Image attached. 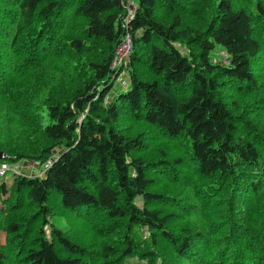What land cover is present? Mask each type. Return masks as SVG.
Here are the masks:
<instances>
[{
  "label": "trees",
  "instance_id": "16d2710c",
  "mask_svg": "<svg viewBox=\"0 0 264 264\" xmlns=\"http://www.w3.org/2000/svg\"><path fill=\"white\" fill-rule=\"evenodd\" d=\"M132 1L134 13L126 19L127 0H0V150L6 154L0 163L35 160L44 171L16 173L8 184L5 172L0 175L1 191L14 197L10 210L24 198L36 209L31 220L40 219L36 228V221L22 229L18 219L0 222V264H122L134 256L146 264H264V125L254 129L244 120L245 106L242 115L232 107H240L232 99L237 95L264 109L258 66L264 0ZM77 28L82 36H66ZM126 34L132 43L127 85L109 98L115 49ZM96 47L100 59L83 64L78 85L62 83L53 91L28 81L50 52L75 55ZM218 52L225 54L221 62ZM36 104H44L42 112ZM125 114L183 138L186 160L151 166L137 153L140 133L130 135L121 125ZM161 173L182 190L201 186L180 199L166 197L151 189ZM165 203L180 212L185 204L199 209L206 221L201 228H175ZM62 213L122 221L121 249L103 242L90 254L49 220ZM132 227L146 228L148 238L137 240Z\"/></svg>",
  "mask_w": 264,
  "mask_h": 264
},
{
  "label": "rangeland",
  "instance_id": "374dc122",
  "mask_svg": "<svg viewBox=\"0 0 264 264\" xmlns=\"http://www.w3.org/2000/svg\"><path fill=\"white\" fill-rule=\"evenodd\" d=\"M130 7H133V4L130 2L129 3ZM163 9L160 7L157 9V17L161 18L160 16L162 15ZM83 34L81 33L80 28H77L75 30L70 29V31L66 34L67 37H75V36H82ZM92 46V45H91ZM95 52H91L89 49L86 50L85 52H82L80 54H72L68 51H64L63 49L61 51L57 50L56 52L52 53L50 52L47 54V58L43 59L42 63L40 66H42L37 73L34 75V78H31L28 81H32L36 79V89H50L52 87L53 91H56L58 89V86L60 84L64 83L65 89H69L72 86L78 85L80 82H82V75L86 70V66L82 67L83 64L86 63L88 59H93V60H99L100 55L98 52V47H96ZM127 48V47H126ZM129 50V55L132 51V44L131 47L128 46ZM141 60L143 59L142 57V52L139 51ZM261 56L260 59H258L259 62V67L261 76V82L264 83V48L261 50ZM217 59L220 60V62L223 60L225 57V54L221 52L217 53ZM220 57V58H219ZM222 57V58H221ZM142 66L138 71H142ZM117 71V74L115 75V81L112 86L111 91L108 94V97L110 98L115 92L118 90H122L123 87L127 85V69L126 66L123 64L119 66L118 69H115ZM28 85V82L21 83L19 87H25ZM29 89H32V87L29 86ZM51 90V89H50ZM225 100L229 102V96L231 95L230 92H225ZM261 94L254 96L256 98L257 104H259ZM232 99L237 103H239V108L238 106L234 105L232 106L234 109V113L236 115H242L240 112L243 111L244 107V115L243 117L245 118L244 120H248L254 124V129L256 127L260 128L264 125V109H260L257 105H249L247 104L248 98L244 97H238L237 95L234 96ZM232 105V104H231ZM248 105V106H247ZM43 106L36 104L33 109H39L40 112L43 111ZM259 109V110H258ZM126 119L122 121V127H125V131L129 133L130 135L137 134L138 132L140 133L141 137L143 138V146L142 148L137 151L139 155H142L147 161L151 162V166L157 165V162L159 165L164 164L165 162H172V163H177L176 159H182L184 162L186 160L185 157V152H184V143L185 140L183 138H178V137H169L166 134L158 133L157 129L153 126H150L147 122L142 120L141 118H135L130 116L129 114L124 115ZM32 115L27 114L26 119L29 122V125L32 124L31 121ZM39 117V115H38ZM43 117V120L46 122L48 119L46 118V115L40 116L41 121ZM254 131V130H252ZM259 132V131H258ZM238 133L245 134L246 132L242 128H238ZM1 151V150H0ZM58 152V149H53L52 155H55ZM41 165L38 164L37 161L35 160H28V159H20V160H15V161H8V162H1L0 163V175L5 172V174L2 176L5 182L8 184L11 179L13 178V175L16 173H20L22 175L26 176H32V175H38L41 174L43 175L44 171L40 167ZM189 165H187L184 169H187ZM177 168V167H176ZM155 171H159L154 169L152 175L156 177ZM161 179L158 180L155 178V182L152 185L151 189L154 192L162 193L165 194L166 197L168 196H175L177 198H182L187 194H191L195 192V189L197 187H200L201 185H194L192 188L187 184V186H184V189L182 190L181 187H183L181 182H174L176 184H171L169 180L164 179L163 175L164 173H161ZM166 178V177H165ZM1 183V181H0ZM206 181L202 182V185L206 184ZM178 184V185H177ZM14 200L12 198H9V191L6 193H3L0 188V222L8 219L11 221H16L17 219L22 223V227L27 223L26 221H31L35 222V228L37 225L40 223V219L33 221L31 220L32 216L35 214L36 209H33V206L27 205L28 202L26 199H22L18 209H11L10 210V205ZM57 199L52 197L51 198V203L56 205ZM137 204L141 205L142 202L141 200L137 199ZM163 203H154L155 206H160L162 207ZM153 205V204H152ZM151 205V206H152ZM164 207L169 210H173L175 213V218L171 222V226H174L175 228H179L181 226H189L193 229L195 228H201L203 222L206 221V216L200 211L199 209H189L186 208V204L183 206V211L180 212L181 209H176L174 206H170L169 203H165ZM21 215V219L25 220H20L17 215ZM96 215L92 216L90 219L82 220L79 219L77 216H72V215H65V213H62L61 216L56 217L52 216L49 217V220L53 222L55 225L60 227L64 233L71 238L73 241L80 242L84 247L87 248V251L90 254L92 253V246H95L96 249H99L102 247L103 242H107L111 245V247L116 248L117 250H120L121 244L117 240L119 236L116 234L117 230H122L123 229V223L122 221H119L117 224V220L115 221L116 225L114 226L112 224V221H108V219H99L97 218L94 220ZM111 220V219H110ZM111 223V227L108 225ZM28 226V225H27ZM21 229L19 231H21ZM34 229V228H33ZM18 231V232H19ZM48 231V230H47ZM106 232H110L109 234H104ZM131 234L133 237L136 239L138 238L139 240L146 239L149 236V232L146 228H138V227H132ZM49 235V234H48ZM4 237H5V232L2 230L0 227V249L5 250V247L2 246L4 243ZM97 237V239H95ZM144 237V238H143ZM137 239V240H138ZM163 249V246H162ZM63 255L66 254V252H62ZM168 253L167 255L171 256ZM88 257L84 258L85 260ZM91 264V261H88ZM12 264H15L13 262ZM122 264H146L145 260H142L139 257H126L123 261ZM156 264H160V259L157 260Z\"/></svg>",
  "mask_w": 264,
  "mask_h": 264
},
{
  "label": "built area",
  "instance_id": "2783aa9c",
  "mask_svg": "<svg viewBox=\"0 0 264 264\" xmlns=\"http://www.w3.org/2000/svg\"><path fill=\"white\" fill-rule=\"evenodd\" d=\"M130 2L133 4V7L129 6ZM134 8H135L134 1L127 0V3H126V15H125L126 19H129V17H131L133 15ZM131 44L132 43H131L130 37L126 34L124 39L118 44V46L115 49L114 58H113V64H112V67L114 69H118L119 66H121L123 64L126 66L128 60H129V50L130 49H128V46L131 47Z\"/></svg>",
  "mask_w": 264,
  "mask_h": 264
},
{
  "label": "water",
  "instance_id": "95a60500",
  "mask_svg": "<svg viewBox=\"0 0 264 264\" xmlns=\"http://www.w3.org/2000/svg\"><path fill=\"white\" fill-rule=\"evenodd\" d=\"M5 157H6V154L0 151V158H5Z\"/></svg>",
  "mask_w": 264,
  "mask_h": 264
},
{
  "label": "bare ground",
  "instance_id": "6f19581e",
  "mask_svg": "<svg viewBox=\"0 0 264 264\" xmlns=\"http://www.w3.org/2000/svg\"><path fill=\"white\" fill-rule=\"evenodd\" d=\"M225 64V63H224ZM227 64V63H226ZM135 198V197H134ZM140 258H142V257H140Z\"/></svg>",
  "mask_w": 264,
  "mask_h": 264
}]
</instances>
